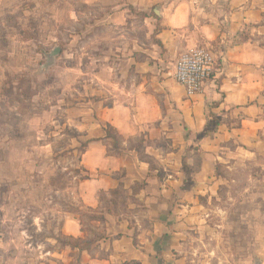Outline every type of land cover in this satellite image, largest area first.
I'll return each mask as SVG.
<instances>
[{
    "label": "rangeland",
    "instance_id": "1",
    "mask_svg": "<svg viewBox=\"0 0 264 264\" xmlns=\"http://www.w3.org/2000/svg\"><path fill=\"white\" fill-rule=\"evenodd\" d=\"M129 3L0 4V264H63L53 255L70 247L61 242L79 243L57 234L65 211H86L77 194L86 175L78 127L84 104L110 106L121 97L112 91L135 81L132 58L145 60L148 50L159 56L164 49L159 24L146 19L160 8ZM56 47L61 53L51 58ZM106 129L113 151L120 152V136L110 125ZM146 143L142 136L134 146L142 150ZM157 144L168 148L164 139ZM216 171V187L186 198L183 204L197 209L182 208L181 226L170 228L181 233L175 257L184 264H264V143L255 156L226 159ZM101 198L108 200L104 193ZM111 200L110 210L126 212L125 191L118 189ZM140 212L137 207L129 215ZM84 221L94 238V224L86 216Z\"/></svg>",
    "mask_w": 264,
    "mask_h": 264
},
{
    "label": "crops",
    "instance_id": "2",
    "mask_svg": "<svg viewBox=\"0 0 264 264\" xmlns=\"http://www.w3.org/2000/svg\"><path fill=\"white\" fill-rule=\"evenodd\" d=\"M128 2L160 8V15L146 19L159 24L157 38L164 49L159 56L148 50L145 60L132 58L135 81L120 85V93L112 91L113 97H121L110 106L103 101L84 104L78 127L87 144L80 164L83 177L89 178L80 177L77 194L81 208L104 215L105 220L91 222L107 238L89 249L82 243L83 251L66 247L54 252L63 264H184L174 255L181 233L170 228L181 226L182 208L197 207L183 201L216 187L222 161L253 157L264 143V0ZM196 45L212 47L216 66L203 92L189 97L174 69L180 55ZM107 125L120 136V152L113 151L111 137H106ZM142 136L148 143L140 150L134 144ZM161 139L168 148L157 144ZM116 189L127 194L126 212L109 208ZM137 207L142 215L131 217L130 210ZM64 213L57 236L87 239L84 217Z\"/></svg>",
    "mask_w": 264,
    "mask_h": 264
},
{
    "label": "built area",
    "instance_id": "3",
    "mask_svg": "<svg viewBox=\"0 0 264 264\" xmlns=\"http://www.w3.org/2000/svg\"><path fill=\"white\" fill-rule=\"evenodd\" d=\"M216 66V55L212 47L196 45L184 51L178 58L174 78L192 97L203 92Z\"/></svg>",
    "mask_w": 264,
    "mask_h": 264
},
{
    "label": "trees",
    "instance_id": "4",
    "mask_svg": "<svg viewBox=\"0 0 264 264\" xmlns=\"http://www.w3.org/2000/svg\"><path fill=\"white\" fill-rule=\"evenodd\" d=\"M161 45H162V43H161ZM106 133H107L106 134V137H112V135H111V133H110V131L108 129H106ZM114 140L115 141H118V138L115 137ZM83 178H89V176H86V177H83ZM117 190L118 189L114 190L112 192V194L114 192H116ZM85 209H86L85 213H80L79 212L80 216H82V217H85L86 216L90 221H95V220L96 221H103V220H105V217H104L103 214H97L95 210L90 209V208H85ZM104 238H107V237L105 235H103V234L95 233L94 234V238H91V239L90 238H88V239H77V241L80 244L86 242L87 243V246H86L85 249H89L92 244H94V243H96V242H98V241H100V240H102ZM71 239H74V238L71 237ZM58 241L60 242V239H58ZM134 241H136V239H134ZM61 243H62L63 246H70L71 248H78L80 251H83L84 250V248H81L80 247L79 243L74 244V243H71V242H64V241H62Z\"/></svg>",
    "mask_w": 264,
    "mask_h": 264
},
{
    "label": "water",
    "instance_id": "5",
    "mask_svg": "<svg viewBox=\"0 0 264 264\" xmlns=\"http://www.w3.org/2000/svg\"><path fill=\"white\" fill-rule=\"evenodd\" d=\"M156 13H157V15H160V11H159L158 8L156 9ZM60 53H61V48H60V47H56V48L52 51V53L50 54V57L52 58V57H54V56H56V55H58V54H60Z\"/></svg>",
    "mask_w": 264,
    "mask_h": 264
}]
</instances>
